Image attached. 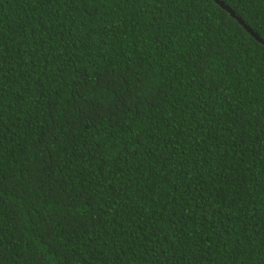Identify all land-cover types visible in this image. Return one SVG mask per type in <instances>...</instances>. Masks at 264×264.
I'll return each instance as SVG.
<instances>
[{"label": "trees", "instance_id": "16d2710c", "mask_svg": "<svg viewBox=\"0 0 264 264\" xmlns=\"http://www.w3.org/2000/svg\"><path fill=\"white\" fill-rule=\"evenodd\" d=\"M220 1L264 43V0ZM85 87L62 203L6 188L0 264H264V44L214 0H0V175Z\"/></svg>", "mask_w": 264, "mask_h": 264}, {"label": "snow or ice", "instance_id": "6c2138e0", "mask_svg": "<svg viewBox=\"0 0 264 264\" xmlns=\"http://www.w3.org/2000/svg\"><path fill=\"white\" fill-rule=\"evenodd\" d=\"M98 87H106V85L96 84L93 86V88ZM91 91L92 89L85 87L80 96L76 97V102L66 109L61 118L63 122L58 125L54 124L50 130V134L34 146L36 159L31 161L30 167L27 168L26 173L24 172L22 178L0 175V246H3L4 239L6 238L5 225L2 219L5 213H8L7 227L9 229L17 227L22 215V213L17 211V205H9L6 197L12 192H6V188L19 190L18 184L20 188L26 189L29 197H31L33 191L44 193L47 187L49 191L45 197V202L47 203L50 200L56 199V203H62L59 198H56L55 193L58 191V186L67 181L59 180L57 173L62 167L65 158L69 155V141L77 139L73 133L80 123L87 119H94L103 110L96 103V98L89 95ZM58 128L59 131L57 130ZM241 151H243V148H241ZM63 199L67 201L69 198L68 196H64ZM18 200L23 201L25 199L21 197ZM39 202V199H37L31 206L35 207L36 203ZM62 206L70 212L72 208H76L78 205L75 202H68L63 203ZM57 212H59V209H57ZM68 214L66 213V215ZM57 223H60V220H57L55 216L51 220L43 219L41 221L40 219L37 222L38 226L41 224L47 226L43 231L45 233ZM42 255L46 257L45 253H42ZM32 264H47V262L46 260L38 259L37 255H34Z\"/></svg>", "mask_w": 264, "mask_h": 264}, {"label": "water", "instance_id": "95a60500", "mask_svg": "<svg viewBox=\"0 0 264 264\" xmlns=\"http://www.w3.org/2000/svg\"><path fill=\"white\" fill-rule=\"evenodd\" d=\"M217 4H219L224 10H226L227 12H229L231 15H232V17H234V18H236L239 22H240V24L242 25V26H244V28L257 40V41H259L260 43H262V44H264L263 43V41L260 39V37L257 35V34H255L254 33V31L250 28V27H248L246 24H245V22L243 21V20H241L239 17H237L236 15H235V13L228 7V6H226L222 1H220V0H214Z\"/></svg>", "mask_w": 264, "mask_h": 264}]
</instances>
